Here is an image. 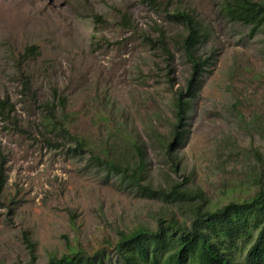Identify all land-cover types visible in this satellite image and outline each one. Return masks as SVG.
<instances>
[{"label": "rangeland", "instance_id": "obj_1", "mask_svg": "<svg viewBox=\"0 0 264 264\" xmlns=\"http://www.w3.org/2000/svg\"><path fill=\"white\" fill-rule=\"evenodd\" d=\"M223 0H0V264H48L83 252L119 264L118 232L155 230L158 219L187 222L176 204L139 197L116 179L71 157L43 126V104L64 98L69 132L101 151L123 141L143 144L148 181L165 177L202 191L212 210L253 195L264 176V26L249 27L221 12ZM174 10L193 12L208 31L199 49L211 56L191 103L177 173L160 144L174 124V98L191 64L180 49ZM95 17L101 21L96 22ZM163 40L169 51L158 44ZM36 55L23 58L26 48ZM61 117V113H56ZM50 141V145L48 144ZM264 180V177H263ZM197 201V200H196ZM28 240L34 245L32 262ZM245 247L236 255H244Z\"/></svg>", "mask_w": 264, "mask_h": 264}, {"label": "trees", "instance_id": "obj_2", "mask_svg": "<svg viewBox=\"0 0 264 264\" xmlns=\"http://www.w3.org/2000/svg\"><path fill=\"white\" fill-rule=\"evenodd\" d=\"M151 1V0H149ZM221 12L232 23L249 27V37L254 36L264 26V0H223ZM170 22L180 25V49L191 64V75L185 88L174 98V124L160 144L164 150L170 170L177 173L180 160L176 151L187 135L186 121L191 111V103L201 86V74L209 66L212 57L202 58L199 49L208 39L207 28L193 14L186 10H174L168 13ZM100 22V17H95ZM161 34L159 47L169 54ZM36 48L25 49L23 58L36 55ZM42 124L49 133H55L60 143H53L54 148L64 147L71 157L87 156L86 166L98 173H103L106 180L116 179L119 188L134 191L142 198L176 204L189 212L187 222H180L174 217L158 219L155 230L136 227L129 232H118L114 245L119 264H264V180L259 174L256 181L258 190L240 201L210 209L204 207L202 191L182 187L188 182L176 183L165 177L166 186L154 187L146 174L147 162L143 144L123 141L121 151L102 152L101 142L90 144L83 138L69 132L65 124L66 103L59 98L56 111L54 105L43 104ZM12 107L7 101H0V117H9ZM60 112L61 117L56 113ZM264 128V127H263ZM50 145V141L48 140ZM5 183L4 164L0 163V198ZM197 200V201H196ZM32 262L36 256L34 245L28 240ZM245 247L244 255L236 254ZM101 253L89 256L83 252L51 257L48 264H104Z\"/></svg>", "mask_w": 264, "mask_h": 264}]
</instances>
